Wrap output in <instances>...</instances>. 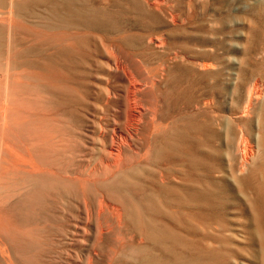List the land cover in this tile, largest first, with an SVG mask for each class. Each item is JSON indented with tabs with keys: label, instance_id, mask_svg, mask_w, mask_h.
I'll return each instance as SVG.
<instances>
[{
	"label": "bare ground",
	"instance_id": "6f19581e",
	"mask_svg": "<svg viewBox=\"0 0 264 264\" xmlns=\"http://www.w3.org/2000/svg\"><path fill=\"white\" fill-rule=\"evenodd\" d=\"M102 1L105 2L107 0ZM189 1L191 2V0H188L187 2ZM258 1L259 4H249L250 7L249 12L247 13L248 15L237 11V9L241 7L239 5H237V9H228L230 4H232V1L230 3H225L222 10L218 9L220 12V17L218 18L220 23H217V25H215L216 27L213 26L216 30V33L224 32V37H221V40L220 38L218 39L217 36L215 38H209L207 37L209 34L205 33L208 35L206 36L205 34H203L204 36L202 35L200 38H198V40H200V44H202L206 49L202 50L201 48V52L189 55L182 52V50L184 49L180 51L179 49L173 52L171 51L173 54L172 59L179 58V60L183 61L186 64L188 70L191 71L192 69H194L199 72V75H204L210 72V74H212L214 73L213 71H218L215 73L219 74L221 65L223 66V61L221 59L223 58L222 53L225 51H233L234 47L232 48L231 46H227V44L230 45L229 42L233 43V41L236 42V40L238 39L237 28L239 20H241V18H247V16L252 19L255 15L259 20H264V0ZM142 2H144V4H142ZM142 2L140 0H134L133 3L134 6H136L141 12L144 10L143 12L150 13L152 17L155 16L156 19H159L162 22V26L163 24H165V27H168V31L171 32L174 36L178 35L177 33H174V29L179 27H188L186 19L181 18L180 14L173 11V7L171 8L172 5L170 6L167 1V4L164 0H143ZM96 7L94 6V0H0V264H45L37 257H35V254L43 248V245L45 243V240H43V232L49 227L52 228V230L55 229V231L56 229L59 230V228L63 227L59 224L63 223H68V225L70 226L74 221L73 219L76 217V212L79 208L85 214V217H83V219L85 220L84 225H79L80 228L83 227L82 229L84 231L85 237L89 234L90 231L93 230V228L95 230V236L97 239V241H95L94 243L99 242L98 245L102 243L104 244L105 239H108L109 236H113V238L115 237V241L113 240L114 242H112L113 244H111L112 246L109 244L110 241L108 243L110 245L109 250L107 249V244H105L107 247L105 248L107 250H105V256L108 251H110L114 256H119L125 249L131 247V253L129 255L130 260L121 261L120 259H118L117 264H192L190 262V259L186 256V247L188 246L187 235L182 234V230L181 232H179L178 229L180 228L177 229V226L171 224L168 221H164V216L162 217L163 213L165 215V218L167 216L169 217L170 213L173 212V202L178 201L179 206L184 207V213L182 215L180 214V216L175 214V216L181 218V223L183 224L182 225L176 220V225H179V227L180 225L182 227L186 225L187 228L188 224L195 223L188 218L187 212L185 211V207L189 209L191 202L195 203L196 206L194 207L198 211H204V209L207 208L214 215L221 212L222 204L220 198L223 196L222 193L220 194L219 190V188H221V179L220 177H215L217 176L215 174L211 175V169L210 167H208V162H206L208 158L215 160L216 153L213 151L212 153L208 151L206 152L203 139H201V137L199 136V134H202L207 130L211 131L214 122L212 125L211 122H200L195 117L197 115H195L194 118L190 121L192 130L191 132L194 133L198 138L189 141V131L185 128V125L182 127V125L178 123L181 118H176L173 120L170 119V124H163L164 122L162 123L160 122V120H157V98L159 96L155 91L156 89L160 88L159 86L162 80L164 81V79L167 78L170 74L168 71L170 65L167 62L166 63L169 65H167L168 68L165 66L160 69L158 67L159 65L157 66L156 64V66L158 67V71L160 70L158 79H153L149 85L146 84L148 82L147 80L146 82H138L139 79H137V82H135L134 84L135 94L136 92L139 94L147 93L145 91L149 90V87L151 89H155L154 92L158 96H155L156 99L153 100V95H155L153 93V90V98L151 99L152 101L146 100L147 102L149 101V105L144 102L145 97L140 98L139 95L137 97V100H135L134 102H131L129 100L130 98H125L126 100L124 101L128 102V105L129 102L131 103L129 107L126 106L128 107V110L125 111V113H128L129 111L128 116H125V118H127L128 120L124 122L122 121L123 123L127 122V126L124 129V125L123 127L121 126L122 129H118L116 130L117 133L115 132L112 134V142L110 143V145H103L105 152L107 148V151L109 153H106L110 155L106 157L105 160L101 158V160L103 159V161L101 162V165L99 164L100 167L97 166L98 168L86 167L84 169L82 168L83 171L77 170L78 166L76 164V155L78 156L77 153H79L77 152L79 142L77 143L78 137L76 133L78 129L77 127H79V121L77 120L73 111L69 113L67 112V119L62 118V114L65 110L60 107V105L58 104L59 102L57 101V97H55L54 92L51 90L58 86L56 82L61 81L62 77L60 75L44 73V70L42 71V68L44 67L41 68L40 63L38 62H40L43 54V48L46 46H55L53 48H55L56 50L53 53L56 56L69 55L70 51L77 45L78 36L80 34L82 35L83 42L87 47V53H89V48L94 40V31L97 28H106L112 24V20L108 17V13L105 8L99 9L98 6L97 9ZM213 7L210 8L213 9ZM255 8H257V10H254ZM190 10H192V8ZM198 20L202 21V19ZM199 24L201 23H198L197 25ZM211 24L212 22L210 23V25ZM161 28L163 29V27ZM165 30L166 29L156 35L152 34V32H150L151 34L148 33L149 35L147 42L151 48H154L155 50L161 49L159 51L170 48V36L168 34V31ZM134 31L132 33H134ZM171 33L170 35H172ZM181 33L185 34V32L183 33L182 31L180 32V34ZM116 37H113V39ZM225 40L227 41V44L224 43ZM113 42L115 43V41ZM100 47L103 48L102 45ZM102 48L101 51H106L104 50L105 48ZM140 48L141 47H139V49ZM194 48H196L197 51L199 49V47L197 48L195 46L193 47V49ZM220 48H223V52L220 50ZM116 49L117 48H112L109 51L110 53L107 54L111 58L109 64L113 66V68L117 70V72H120L124 76L126 74H129L130 71L133 72L132 70H130L129 73L126 71L127 73L125 74V68L123 67L124 65H122L123 62L121 63L122 58H120L119 55L120 52ZM93 52H91L90 54L92 55ZM78 53L81 52L79 51ZM70 54L72 57V53ZM226 54L229 55L228 53ZM96 55L97 54L95 53V56ZM225 55L224 58L227 56ZM133 56H135V54ZM169 57L170 56H168V58ZM73 58L74 57H72V59ZM128 59H130V57ZM128 59L125 60L128 61ZM172 59L170 60L172 61ZM164 60L165 59H163V63H165ZM33 61L36 62V65L34 66L36 69H34V71H31L30 66ZM133 62L134 64H136L135 61L132 60V65ZM140 62H142V60ZM173 63L174 62H172V65ZM101 64H103V62ZM141 64L143 65V63ZM85 65L86 64H84L83 67H85ZM94 65L92 66L94 67ZM103 65L100 66L99 63V66L101 68ZM105 66L108 65L105 64ZM143 66H141V68H146L145 66ZM150 66L151 65H149V67ZM62 67L64 68V66ZM135 67L136 66L134 65L133 68ZM149 67L147 69H149ZM187 68L186 71H188ZM87 69H89V67ZM156 69L154 68V71ZM225 69L227 71V68ZM105 70L106 69H104V71ZM138 70L139 68L137 70H134V73H136ZM152 70L153 69L151 68L150 71ZM146 73L143 71V73L141 74L143 75ZM149 73L151 75L152 72H148L146 76L149 75ZM223 73L225 74V71H223ZM103 74L106 75L105 73ZM141 74L138 75L141 76ZM218 74L214 75V77H212L213 74L211 75V77L208 74L207 77H210V79L215 78V76H219ZM138 75L136 74L135 76ZM88 76L93 77L90 76V74ZM199 77L201 79V76ZM116 78L114 79L116 80ZM154 78L157 77L155 76ZM79 79L81 80V78ZM143 80H145V78ZM167 80L170 79L167 78ZM216 82L218 83V81ZM85 84H87V82ZM119 84L121 85V82ZM88 85H90V82H88ZM114 85L115 84H113V86ZM125 85L126 87L128 86L127 84ZM113 86L110 87L113 88ZM212 86L210 87L211 89L215 87ZM110 87L107 88L110 89ZM129 87L128 89H130ZM242 87V84H240L239 88L241 89ZM88 88L90 87L88 86ZM124 88L122 90H126V92L131 91L127 88ZM218 88L219 87L217 86L216 89L214 88L213 90L215 91ZM108 89L106 90L105 88L106 92L108 91ZM105 90H103V92ZM115 91H113V93ZM149 92L150 91H148L147 94L150 95L151 92ZM118 93V96L120 97V92ZM161 93H165V91H161ZM210 93L212 94V98H207L205 96L204 99H198L197 103L194 105L193 109H191L190 112L199 114L202 107L210 109L213 108L214 110H217L216 106L218 105V101H216L217 99L215 98L216 94H213L212 92ZM240 93L241 95L239 96V100L241 101L242 91H240ZM208 94L209 93H207V95ZM114 95L116 94L114 93ZM163 95L161 98L165 97ZM115 97L117 98V96ZM135 97H133L132 99H134ZM146 99L149 98L147 97ZM104 100L109 99L104 98ZM112 100H114V98ZM239 100L236 101V104L234 106L235 108L229 111V117L232 121H234V124L238 128V135L236 136V138H234L232 132L228 131L226 136V141L228 144L226 154L229 164L233 168H235L234 171L238 173V176L236 175L237 183L240 186L250 187L254 189L252 196L248 198V200L250 201V206L254 210L256 216V224L252 232L256 236H259L264 240V81L258 78L256 82L247 90L246 97L242 101L241 105H238ZM159 102L162 101L159 100ZM218 106L220 107V105ZM113 108L115 107L113 106ZM166 111L163 113H166ZM185 111L186 113L188 112L187 110ZM159 112H161V110ZM169 118L170 117H168V119ZM115 119L117 120L116 117ZM254 119L257 121L256 132L253 131V129H251V131H248L241 123L245 120L251 121ZM215 120L216 122L221 121V117L216 116ZM185 121L187 122V120ZM99 123L101 122L99 121L98 124ZM219 124L221 125V122H219ZM119 125H121V123H118V126ZM102 127H99V129L101 128L100 130L103 131ZM142 129H148V137H153V144H150L149 138L145 139L143 137L144 140H146L145 142L149 144L146 150H144V158L147 159L148 157H150L152 163H154L155 165H159L161 162L167 160V156H170L171 158H173L174 156V158L179 160L181 164L177 175L175 174L171 176L159 170V185H156L155 187L153 185L152 187L148 188V185H140L138 182H135L133 180L135 178L133 168L136 162H133L134 158L132 157H134L133 154L135 155L137 151L132 148L131 141H134L135 136H138L140 130ZM104 130L107 131L106 129ZM111 130H113L114 132L115 129ZM215 130L216 129H214L213 131ZM97 132H99V130ZM101 132L99 133L101 134ZM104 134L103 137L105 136ZM107 135L109 134L107 133ZM208 135L206 136L207 138ZM207 138L206 140L208 141ZM101 142L105 144L104 138ZM142 148H140V150ZM131 149L133 153L131 152L129 154V150ZM169 152L172 155H170ZM88 154H90V152ZM142 155L143 153H141V156ZM100 156L104 157L103 155ZM141 156L138 157L136 161L141 160ZM137 162L139 163V161ZM144 163H146V161ZM208 170L210 173L208 172ZM208 183L211 185L210 187L207 186ZM172 214L173 216L170 217L172 219H175L176 217L174 218V212ZM253 219L255 221V218ZM61 221L63 222L60 223ZM91 221L95 222V224H93L95 226H92ZM74 223L76 222L74 221L73 225ZM65 226L66 225H64V228ZM70 228L66 226L65 230L68 232V229ZM190 228L192 227L190 226ZM58 230L56 232H64ZM138 230H143L149 240H152L155 243H160L161 246L163 245L161 253L157 254L150 251L142 244V240L138 241L135 238V234H137L136 231ZM188 230L189 231L186 232L191 231L190 229ZM200 230L201 227L200 229L196 228V233L198 234ZM70 232L71 231H69L68 233ZM76 232H78V230ZM59 234L56 235L59 236ZM56 235L55 237H57ZM53 237L54 236H52L51 238ZM74 238L76 237L74 236ZM74 238L73 240H75ZM53 239L58 240L59 238L57 237ZM68 242L69 240H67V243ZM72 242L73 241H71V243ZM94 243L91 244V246H89L88 248V256L86 255L87 258L85 257L87 259L86 264H92V254H95L97 252ZM87 244L85 243V245ZM177 244L182 245V249H179ZM51 247L53 246L51 245ZM55 248L56 247H54V249ZM59 249L60 248H58L57 251H59ZM55 257L56 256H54L53 258ZM98 257L99 260H101L99 255ZM44 259L50 260L51 264H53L52 261H54V259H48V257L47 259Z\"/></svg>",
	"mask_w": 264,
	"mask_h": 264
},
{
	"label": "rangeland",
	"instance_id": "374dc122",
	"mask_svg": "<svg viewBox=\"0 0 264 264\" xmlns=\"http://www.w3.org/2000/svg\"><path fill=\"white\" fill-rule=\"evenodd\" d=\"M140 1L142 2L143 0H140ZM164 1H165V3L167 1V3L170 4V6L172 5L171 6V8L173 7L172 10L175 11L176 13L180 14L181 18L186 19V23H187L188 27H184V28L179 27V28L174 29L175 30L174 33L178 34L177 36H174L171 32H169L168 31L169 28L165 27V24H163V26H162V22L159 19H156L155 16L152 17V15L150 13L143 12L144 10L142 12L140 10H138V8L136 6H134V3H133L134 0H107L105 2H103L102 0H94V6L95 7L97 6L96 7L97 9H98V6H99V9L105 8V10L108 13V17L111 18V20H112V24L106 28H97L94 31L95 32L94 37H96V38L98 37V38L96 39L93 37L94 40L92 42V45L89 48V53H87L88 50H87L85 43L83 42L81 34L78 36L77 45L75 46V48H73L70 51V53H72V57H74L73 59H72L70 53H69V55H66V56L60 55L61 57L54 55L53 52L56 49L53 47H55V46H52V47L46 46L43 48L42 57L40 59V62H38V63H40L41 68L44 67V68H42V71L44 70L43 72L46 74H55V75H60L62 77L61 81L56 82L58 86L56 88L51 89L54 92L55 97H57V101L59 102L58 104L60 105V107L63 110H65L62 114V118L67 119V117H68L67 112L69 113V112L73 111L77 120L79 121L78 122L79 127H77L78 129H77V133H76V135L78 137L77 143L79 142L78 143L79 147H78V151H77L79 153H77L78 156L76 155V160H77L76 164L78 166L77 170L83 171L82 168L84 169L86 167L98 168V167H100L103 159L105 160L106 157H108L110 155V154H108L109 152L107 151L108 150L107 148H106V152H108V153L105 152L103 145L104 146L110 145V143L112 142V140H111L112 134L115 132L117 133L116 130L122 129L123 125H124L123 129L126 128V126H127V122L126 123H123V122L128 120L127 118H125V116L126 115L128 116L129 111H128V113H125V111L128 110V107H129V105H131V103L129 102V105H128V102L124 101V100H126L125 98H127V99L130 98L129 100L131 102H134L135 100H137V97L139 95L140 98L145 97L144 102H146L148 104L149 101H152L151 99L153 98L152 97L153 93L155 94V92H156L159 97L155 94V95H153L154 96L153 100L156 99L155 96L158 97L157 98V100H158V112H157V116H156L157 120L158 121L160 120V122H162V123L164 122L163 124H168V123L170 124L171 120L176 119V118H178V119L181 118L178 121V123L180 125H182V127L185 125V128L189 131V139H188L189 141L190 140L192 141V139L198 138L195 136L194 133L191 132L192 130H191L190 121H191V119L194 118L195 115H197L195 117L200 122H211V125L214 122L213 128L211 129V131L207 130V131L203 132L202 134H199V136L201 137V139H203V143H204L206 152L208 151V152L212 153V151H213L216 153L215 160L208 158L206 160V162H208V164H209L208 167H210V169H211V170L209 169L211 172V175L215 174V175H217L215 177H220L221 188H219V190H220V194L222 193V195H223L222 196L223 198L222 197L220 198V201L222 204L221 205L222 206L221 212L215 214L216 216L207 208H205L204 211H198L194 207V206H196L195 203L191 202L189 209L187 207H185L186 208L185 211L187 212L188 218L192 222L194 221L195 223L192 224L189 221V223L191 225L188 224L187 228H186V225L183 227L180 225V227H179V225H176V220L181 223V218L175 216V214L178 216H180V214L182 215L184 213V210H183L184 207H180L178 201H174L173 206H172V211L174 212V218L175 217L176 218L172 219L170 217V216H173V214H172L173 212L170 213L169 217L167 216L166 218H165V215L163 213L162 217L164 216V219H165L164 221H168L171 224L177 226V229L180 228V229H178L179 232H181V230H182L183 232H181V233L187 235L188 246L186 247V253H187L186 256L190 259V262L192 264H264V240H263V238L256 236L252 232L254 229V226L256 224V216H255L254 210L250 206V201L248 200V198H250L252 196L254 189H252L250 187L240 186L237 183L236 175L238 176V173L235 172L234 171L235 168H233L229 164L227 154H226L227 153V145H228L227 141H226L227 140L226 136H227L228 131L232 132V134L234 135V138H236V136L238 135V128L234 124V121H232L231 118L229 117V111L231 109L235 108L234 106L236 104V101L239 100V98H240L239 96L241 95L240 91H242V98H241V101L239 100L238 105L242 104V101L246 97L247 90L249 89V87H251L256 82V80L258 78L262 79L264 81V20H259L256 17V15L253 16L252 19L249 18V16H247V18H241V20H239V24H238V28H237L238 39L236 40V42L235 41H233V43L229 42L230 43V45H229V44H227L226 40L224 41V43L227 44V46H231L232 48L234 47L233 51L228 52V51L224 50L225 52H223V48H220V50L223 52L222 53L223 58H221L223 61V66L221 65V69H220L219 74L215 73L218 71H213L214 73H212L213 74L212 77H214V75H216V74L219 75L217 77L215 76V78L210 79V77L212 75V74H210L211 72L204 74L206 76L205 77L203 74L199 75V72L194 70V69H192L191 71L188 70L186 64L183 61L179 60V58L178 59L177 58L172 59V56H173L172 52L175 50H178V49H179V51L184 49V50H182V52H184L188 55L193 54V53L195 54L197 52L198 53L201 52V48H202V50L206 49L202 44H200L201 43L200 40H198V38H200L205 33L209 34V35L205 34L206 36L208 35L207 37H209V38H215L217 36V38L218 39L220 38V40H221L224 37L225 33L224 32H217L218 33L217 34L214 27H216L215 25H217V23H220V21L218 19L220 17L219 10L223 9V6L225 5V3H230L232 1L231 2L232 4H230L228 9H231V8L237 9L238 8L237 5H239L241 7H239L237 9V11L240 13L247 14L249 12V7H250L249 4H259V1L258 0H240V1L239 0H231V1L230 0H215V1L214 0L213 1L212 0H206V1L205 0H196V1L191 0V2L189 1L190 3L187 2L188 0H185V1L184 0H179V1L178 0H176V1L175 0H173V1L172 0H170V1L164 0ZM237 1H239V2H237ZM119 2H120V4H119ZM209 2H210V5H209ZM196 3H198V4H196ZM142 4H144V2H142ZM213 4L214 5L218 4V5H216L217 8ZM186 5L189 7V9ZM211 5H213L214 7ZM210 7L211 8L213 7V9H211ZM219 7L220 8L222 7V8L220 9ZM125 8H127V9H125ZM132 8H134V9H132ZM191 8H192V10H190ZM197 8H198V10H197ZM254 10H257V8H255ZM181 12H183V13H181ZM210 12L212 13V15ZM143 15H144V18H143ZM213 15H214V17H213ZM134 17H136V18H134ZM204 17H206V18H204ZM212 18H213V20H212ZM122 19H123V21H122ZM198 19H202V21L198 20ZM213 21H214V25H213ZM209 22L210 23L212 22V24L210 25ZM198 23H201V24L197 25ZM136 24H138V25H136ZM161 27H163V29ZM164 29H166L165 31H168V34L170 36V38H169V41H171V42H169L170 48L164 49L163 51H159L161 49L155 50L154 48H151L147 42L148 35L151 34L150 32H152V34L156 35L159 32L164 31ZM179 29L180 30L182 29L181 31L183 33L185 32V34H182V33L180 34L181 31ZM189 29H191V30H189ZM133 31H134V33H132ZM128 32H129V35H128ZM130 32H131V34H130ZM139 33H141V34H139ZM170 33L172 35H170ZM186 33H188V34H186ZM113 35H115V36H113ZM112 36L113 37L117 36V37L113 39ZM105 39H107L108 42ZM191 40H192V42H191ZM113 41H115V43ZM111 42H113L114 44ZM118 42H119V44H118ZM132 42H135V43H132ZM100 43H102V44H100ZM81 45H82V47H81ZM101 45L103 46V48L100 47ZM194 46L197 48L199 47L198 51L196 48L193 49ZM135 47H137V48H135ZM139 47H141V48L139 49ZM208 47H210V46H208ZM208 47H207V49H208ZM79 48H80V50H79ZM101 48L102 49L105 48L104 50H106V51H101ZM112 48H117L116 50L120 52L119 55H120V58H122L121 63L123 62L122 65H124L123 67L125 68V70H124L125 74L127 72L129 73L130 70H132L133 72L130 71L129 74H126L124 76L120 72H117V70H115L113 68V66H111L109 64L111 58L107 54L110 53L109 51ZM94 49H96V50H94ZM127 49H128V53H127ZM234 49H235V52H234ZM78 50L81 53H78L79 52ZM148 50H150V51H148ZM91 52H93L92 55L90 54ZM95 53L97 54L96 55L97 57L95 56ZM226 53H228L229 55H227ZM87 54L92 56V57L88 56ZM134 54H135V56H133ZM106 55H107V57H106ZM167 55L170 56L169 58L172 59V61L168 58ZM224 55L226 56L225 58H224ZM108 56H109V58H108ZM129 57H130V59H128ZM131 57H132V60H134L136 64H134V62H133V65H132ZM70 59H72V60H70ZM125 59H128V61ZM163 59H165L164 60L165 63H163ZM168 59H169V61H168ZM223 59H225V60H223ZM66 60H68L69 62ZM94 60H97V61H94ZM141 60H142V62H140ZM104 61H107V62H104ZM180 61L183 63H181ZM79 62H80V64H79ZM102 62L104 65L101 64ZM166 62L169 63L170 66ZM172 62H174L173 65H172ZM99 63H100V66L103 65L102 68L99 66ZM141 63H143V65L146 68H141V66H143ZM158 63H161V64H158ZM225 63L227 66L225 65ZM84 64H86L87 66L85 65V67H83ZM105 64L108 66H105ZM156 64H157V66L159 65L158 67L160 69L162 67H165V66L167 67V65L169 66L170 69L168 67L167 68H168V71L170 74L168 75L167 78H169L172 82L170 80H167V78H165L164 81L165 80L166 81L164 82L162 80V82L160 83V86H159L160 88L156 89V91H155V89H151L149 87H148L149 90H147V89H146L147 91L144 90L147 93H148V91H150L152 93V90H153L152 94L150 92H149L150 95L147 93H140L139 94L137 92L135 94L134 84H135V82H137V79H139L138 82H140V81L146 82V80H147L148 82L146 84L149 85L153 79L159 78L160 70L158 71V67L156 66ZM35 65H36V62L33 61L31 63V66H30L31 71H34V69H36L34 67ZM67 65L70 67H68ZM92 65H94V67H96V68H94ZM126 65L128 66V70H127ZM134 65L136 66L135 68H133ZM149 65H151L150 67L153 69L152 71H150L151 68L149 67ZM62 66H64V68ZM147 66L149 67V69H147L148 68ZM48 67H50V68H48ZM88 67H89V69H87ZM108 67L110 69V72H109ZM138 68H139L138 71L143 70L145 73L147 72L146 74H148V72H152V73H151V75L149 73V75H147V76H146V74H143V75L141 74V73H143V71L142 72L137 71L138 73L135 71L136 73H134V70H137ZM154 68L155 69L157 68L156 69L157 71L156 70L154 71ZM186 68L188 71H186ZM225 68H227V71ZM50 69H52V70H50ZM86 69H87V71H86ZM104 69H106L105 70L106 72L104 71ZM47 70H48V72H47ZM107 71H108V73H107ZM223 71H225V74L223 73ZM103 73H105V74L107 73L109 75H107V74L104 75ZM131 73L132 74L134 73V74L132 75ZM87 74L88 75L90 74V76H93V77H89ZM136 74L137 75L141 74L142 77L139 75L135 76ZM192 74H193V76H192ZM208 74L210 75V77H207ZM131 75L134 77H132ZM198 75L201 76V79ZM116 76H117V78H116ZM149 76L150 77L152 76V77L150 78ZM155 76L157 78H154ZM68 77H71V78H68ZM108 77H110V78H108ZM128 77L130 78V81L132 80L131 83H130ZM143 77L145 78V80H143L144 79ZM79 78H81V80ZM114 78H116V80ZM123 79H125V80H123ZM215 79H217V80H215ZM216 81H218V83ZM84 82L85 83L87 82V84H85ZM88 82H90L91 86L88 85ZM118 82L119 83L121 82V85H123V86H121ZM202 83H203V85H202ZM204 83H205V85H204ZM213 83H215L216 85ZM113 84H115L114 85L115 87L113 86ZM125 84H127L128 86L126 87ZM212 84L215 87H213ZM218 84H220V85H218ZM240 84H242V86H243L241 89L239 88ZM88 86L91 88L92 91L90 90V88H88ZM110 86H113V88ZM119 86H120V89H119ZM164 86L167 88H165ZM211 86L213 87L212 89L210 88ZM217 86L219 87L218 89L220 90V92L218 89L215 91L213 90L214 88L216 89ZM107 87L108 88L110 87V89H108ZM128 87L130 89H128ZM205 87H206V89H205ZM105 88H106V90L108 89L107 92H106ZM123 88L124 89L127 88L128 90H131V91H127L128 92L127 93L126 90H122ZM86 89H88V90H86ZM166 89H167V91H166ZM89 90H90V93H89ZM103 90H105V91L103 92ZM160 90L162 92L165 91V93H161ZM212 90L216 94V96L215 95L214 96L217 99L216 101H218L217 104L220 105V107L217 105L216 106L217 110H214L213 108L210 109V108L202 107L200 109L201 112L199 114H196L195 112H190L191 109H193L194 105L197 103L198 99H204L205 96L207 98L211 97L212 94L210 92L213 93ZM113 91H115L114 93L116 95H114ZM200 91H201V93H200ZM118 92H120V97L118 96L119 95ZM206 92L209 94L207 95ZM107 93H108L109 97H111V98L108 97ZM109 93H111V94H109ZM121 93H123V94H121ZM159 93H161V94H159ZM129 95L132 97H130ZM145 95L149 99H146L147 97ZM162 95L165 97L161 98ZM115 96H117V98ZM103 97L106 99H109V100H104ZM112 97L114 98V100H112L113 99ZM133 97H135L136 99L135 98L132 99ZM116 99H117V101H116ZM110 100H111V102H110ZM129 100H127V101H129ZM146 100H149V101L147 102ZM159 100H161L162 102H159ZM86 101L89 103H87ZM118 101H120V102H118ZM88 104H90V105H88ZM71 106H73V107H71ZM111 106H112V108H111ZM113 106L115 108H113ZM126 106H128V107H126ZM66 107H67V109H66ZM68 107H70V108H68ZM124 107H126V108H124ZM160 110H161V112H159ZM185 110H187L188 112L186 113ZM165 111H166V113H163ZM159 113H161V114H159ZM216 116L221 117V121L217 120L218 122H216V120H215ZM115 117L117 118V120L119 122L115 119ZM168 117H170V118L168 119ZM164 118H166V119H164ZM185 120H187V122ZM99 121L101 123L98 124ZM115 121L117 122V124ZM219 122H221V125L219 124ZM118 123H121V125L118 126ZM241 123L244 125V127L248 131H251V129H253V131L256 132L257 121L255 119L251 120V121L245 120L244 122H241ZM217 124H218V126H217ZM102 125H103V127H102ZM117 126H118V128H117ZM99 127H102L103 131L100 130L101 128L99 129ZM105 127H107V128H105ZM104 129H106L107 131H105ZM109 129H110V131H109ZM111 129H115L114 132ZM214 129H216V130L213 131ZM98 130H99V132H101V131L103 132V133L101 132L102 136L99 132H97ZM142 130H144V129H142ZM142 130H140V133L138 134V136H135L134 141H131L132 142V148L135 149L137 151V153L139 154V155L137 153L135 155L133 154L134 157H132L135 159V160L133 159V162H136L135 166L133 168L134 174H135V178L133 180L135 182H138L140 185H145V186L148 185L147 186L148 188L152 187L153 185L155 187L156 185H159V175H158L159 170H161L164 173L171 175V176H173L175 174L177 175L179 172L178 170H179L181 164H180L179 160L174 158V156H173V158H171L170 156L169 157L167 156V160L161 162L159 165H155L154 163H152V160L150 157H148L147 159L144 158L143 157L144 153H145L144 150H146L147 146L149 145L147 142H145L146 140H144V138L145 139L149 138L147 135L149 132L147 131L148 129H145L144 131H142ZM107 133L109 135H107ZM86 134H87V136H86ZM95 134H97V135H95ZM103 134L106 137L105 136L103 137ZM207 135H208V138L206 137ZM211 135L214 137H212ZM98 136L100 137V140H99ZM107 136H108L109 142L107 140ZM103 138H104L105 144H103V142H101L103 140ZM152 138H153L152 136L149 138L150 144H153ZM206 138L208 139V141L206 140ZM162 141H164V140H162ZM209 141H211V142H209ZM114 144H117V143H114ZM102 148L104 151L102 150ZM140 148H142V149L140 150ZM207 149H209V150H207ZM101 150H102V152H101ZM86 152H87V154H86ZM89 152H90V154H88ZM131 152H132V149L129 150V154ZM141 153H143L142 156H141ZM99 154L103 155L105 158L101 157ZM191 154H192V150H191ZM170 155H172V154L170 153ZM140 156L142 158V159L141 158L140 159L143 162L141 160H137V161H139V163H138L136 161V159ZM89 157H90V159H89ZM91 158L93 161L91 160ZM101 158H103V159L101 160ZM216 159H217V162H216ZM98 160H99V162H98ZM145 161H146V163H144ZM80 164H81V167H80ZM209 170H208V172H209ZM207 186L210 187L211 185L208 183ZM79 209L76 212V217L73 219L77 223V227H76V223H74V225H73L74 221L72 220L73 222L71 223L70 226L68 225V223H66V224L63 223V224H59V225L63 226V227H61L63 229H61V228H59V230L56 229V231L57 230L58 231L61 230L62 232L64 231L65 232V233L63 232L64 235L66 233H68L69 231H71L72 233L70 232V233L66 234L64 237L63 233L56 232L55 229L52 230V228H50V227L47 228L43 232V234H44L43 240H45L43 248L40 249L35 254V257H37L40 261L44 262L45 264H49V263L51 264L50 260L44 259V258L47 259V257H48V259H50V258L52 260L54 259V261H56V257H57L56 262L52 261L53 264L54 263H56V264H84L85 263L86 264V261H87L86 255L88 256V248H89V246H91V244H93L95 241H97V239L95 236L94 228L92 231L89 232V234L86 237L84 236L85 234H84V231L82 229L83 227L80 228V226H82V224L84 225L85 220L83 219V217H85V214L83 211H81V209L80 210ZM205 210H206V212H205ZM253 218H255V221ZM76 219H77V221H76ZM62 222L63 221H61L60 223H62ZM91 223H92V226H95V225H93V224H95L94 221H91ZM64 225L68 226V228L71 227L70 229H68L69 230L68 232L65 230L66 226L64 228ZM190 226L192 228H190ZM252 226H253V228H252ZM200 227H201L202 231L200 230L197 234L196 228L200 229ZM75 228H77V229H75ZM71 229L72 230L74 229V230L72 231ZM188 229H190L191 231L186 232V231H189ZM77 230H78V232H76ZM74 231H75V233H74ZM136 233L137 234H135V238L138 241L142 240V244L147 249H149L150 251L155 252L157 254L161 253V250L163 249L162 248L163 245L161 246L160 243H155L152 240H149L143 230H138V231H136ZM56 234H59V236ZM55 235L59 238L58 239L59 241L57 239L56 240L53 239V238H57V237H55ZM52 236H54V237L51 238ZM74 236L76 238H74ZM73 238L75 240H73ZM112 238H113V236H109L108 239L106 238L107 243H106V239H105L104 244L103 243L100 244L101 246L98 245L99 242H96L98 246L96 245V243H94L96 246L97 252L95 254H92V256H93L92 264H98V263L99 264H108V263L117 264L118 259H120L121 261L130 260L129 255L131 253V251H130L131 247H128L127 249H125L122 252V254L119 256L112 255L110 251H108L106 256H105V252L107 251L105 248L108 247L107 249L109 250L110 245L113 244L112 242L115 241V239H114L115 237L113 239ZM67 240H69L68 243H67ZM71 241H73V242L71 243ZM109 241H110V243H109ZM128 241H129V239H128ZM57 242L60 246L57 244ZM85 243L86 244L88 243V244L85 245ZM105 244H107V247ZM47 245H49V246H47ZM51 245L53 247H51ZM177 246L179 249H182V247H183L182 245H179V244H177ZM54 247H56L55 248L56 250L54 249ZM58 248H60L59 251H57ZM70 252L73 255H71ZM108 253H109V255H112V256H109ZM98 255L100 256L101 260H99ZM54 256H56V257L53 258ZM109 257H110V259H109ZM104 259L108 262H106ZM47 261H49V262H47ZM101 261H102V263H101Z\"/></svg>",
	"mask_w": 264,
	"mask_h": 264
}]
</instances>
